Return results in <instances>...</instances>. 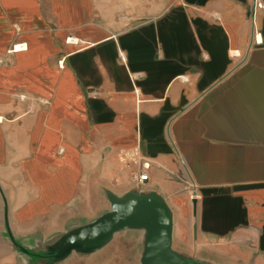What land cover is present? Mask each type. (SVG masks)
<instances>
[{
    "label": "crops",
    "instance_id": "1",
    "mask_svg": "<svg viewBox=\"0 0 264 264\" xmlns=\"http://www.w3.org/2000/svg\"><path fill=\"white\" fill-rule=\"evenodd\" d=\"M0 58V264H264L253 0H0Z\"/></svg>",
    "mask_w": 264,
    "mask_h": 264
},
{
    "label": "built area",
    "instance_id": "2",
    "mask_svg": "<svg viewBox=\"0 0 264 264\" xmlns=\"http://www.w3.org/2000/svg\"><path fill=\"white\" fill-rule=\"evenodd\" d=\"M253 10H254V16L258 14V12H264V0H253ZM17 50L23 49V47L21 46H17L15 48ZM4 63V60L2 58H0V69L2 67ZM137 160H136V165L138 166V168H140L138 175L136 177V182L140 185L143 186L146 183L149 182V169H150V165L149 163L145 162L143 160V158H141L139 155L136 156ZM196 199V196L192 195L191 196V200Z\"/></svg>",
    "mask_w": 264,
    "mask_h": 264
},
{
    "label": "water",
    "instance_id": "3",
    "mask_svg": "<svg viewBox=\"0 0 264 264\" xmlns=\"http://www.w3.org/2000/svg\"><path fill=\"white\" fill-rule=\"evenodd\" d=\"M193 201H194L193 202V205H194V213L196 214V210H197V200H193Z\"/></svg>",
    "mask_w": 264,
    "mask_h": 264
},
{
    "label": "bare ground",
    "instance_id": "4",
    "mask_svg": "<svg viewBox=\"0 0 264 264\" xmlns=\"http://www.w3.org/2000/svg\"><path fill=\"white\" fill-rule=\"evenodd\" d=\"M192 196V195H191Z\"/></svg>",
    "mask_w": 264,
    "mask_h": 264
}]
</instances>
